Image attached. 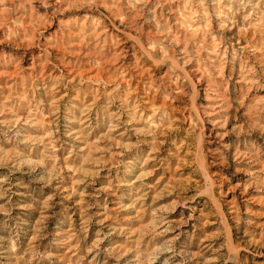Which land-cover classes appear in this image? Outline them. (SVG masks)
Here are the masks:
<instances>
[{
	"label": "rangeland",
	"instance_id": "obj_1",
	"mask_svg": "<svg viewBox=\"0 0 264 264\" xmlns=\"http://www.w3.org/2000/svg\"><path fill=\"white\" fill-rule=\"evenodd\" d=\"M0 264H264V0H0Z\"/></svg>",
	"mask_w": 264,
	"mask_h": 264
}]
</instances>
